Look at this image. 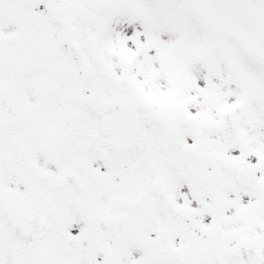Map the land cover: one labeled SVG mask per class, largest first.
<instances>
[{"label":"snow or ice","instance_id":"obj_1","mask_svg":"<svg viewBox=\"0 0 264 264\" xmlns=\"http://www.w3.org/2000/svg\"><path fill=\"white\" fill-rule=\"evenodd\" d=\"M0 264H264V0H0Z\"/></svg>","mask_w":264,"mask_h":264}]
</instances>
